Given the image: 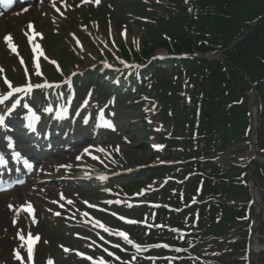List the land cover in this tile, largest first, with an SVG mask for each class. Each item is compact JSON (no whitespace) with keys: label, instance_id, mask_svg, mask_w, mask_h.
<instances>
[{"label":"rangeland","instance_id":"374dc122","mask_svg":"<svg viewBox=\"0 0 264 264\" xmlns=\"http://www.w3.org/2000/svg\"><path fill=\"white\" fill-rule=\"evenodd\" d=\"M130 1L137 2L136 0H100V3H97L96 0H39L27 7L18 6V8L0 15V68L4 69L3 73H0V79L6 78L8 82L6 89H9V84L12 88H24L31 85L30 93L12 94L3 104H0V117L4 119L22 118V115L25 114L23 103H28L33 107L34 114L41 117L40 122L36 125L38 132H41L42 128L52 127L54 131H59L60 134L57 143L52 147L54 149L52 152L56 155L45 158V161L37 166L36 173L30 177L26 186L0 195V264H21L19 262L26 264L25 242L19 239L18 234L24 237L28 234L33 237H40V240L33 246L32 261L34 264H48V261L52 262V260L54 264H70L71 259L74 258V252L85 249V242H78L77 244L75 241V234L82 233L78 217L84 216V202L94 204V201H97L94 196L99 191L93 188L91 193L88 186L93 187L100 180L89 179L91 181L88 180L86 186L84 183L74 184L75 190L67 192L64 187L69 185L62 183L63 186L59 187L57 181L68 171L57 166L62 163L67 166L76 164V157L80 156L76 154L81 148V146H76L79 144H76V147H70L73 149L69 154H65L64 149L58 147V142L65 139L72 142L84 140L87 137L85 133L89 126V134L93 131L92 140L89 143L93 141V144L88 145V154L96 162L109 164L110 167L105 179L112 181L105 190L108 192L100 196L101 205L96 206L93 210V213L99 215V222L105 227L122 226V224L135 226L132 229L125 228L121 232L133 241L142 238L143 247L147 248V251H151V248H155L157 245L168 243V235L183 234L178 228L169 226V222L166 220L168 215V211L165 209L166 205L154 204L152 201L148 202L142 199L144 195L160 190L161 186L167 182V180L164 181L165 176L161 170L162 162L175 163L172 148L166 150L167 145L165 144L171 135L170 131L178 123L174 119L175 110L172 108L170 93L161 81L155 80L147 83L144 87L145 105L137 101H135L136 103H127L126 100L131 99L136 91L121 94L122 90L126 91L128 85L133 86V83L137 82L131 90L134 87L135 90L139 89L142 85V79H131L127 74L131 67L119 68L116 57L120 48L124 46L141 48V52L145 40L155 39L154 37L150 38V31L145 33L143 30L148 31L153 25L160 27L155 25L157 19H161L162 22L171 21L165 16L158 18L153 17L152 14L154 12L157 15L162 13L165 15L166 13L168 15L173 14L175 4L167 3L170 0H138L137 3H129ZM127 3L129 4L126 5ZM248 7L263 9L264 0H251ZM30 24L39 34L34 37L31 44L29 37L33 33L28 28ZM9 35L13 38L12 43L16 47V53H12L4 41V38ZM34 45H39L44 54L39 57L40 75L36 74L37 54L33 52ZM154 54L165 56L166 53L157 50ZM104 57H111L112 62ZM21 60L24 62L23 65L20 63ZM54 68L60 69V73H62L60 78L67 75L69 77L63 83L54 82L55 85L50 83V78L57 80V75L53 71ZM106 68L115 70L116 73L110 72V75L106 76ZM146 68L147 73L152 72L150 70L152 68L149 66H143L141 69ZM174 76L175 73L170 70L157 74L160 79L168 78L169 90L177 95L178 80ZM77 77L79 80L75 82ZM111 78L118 80V85L114 84L115 89L112 88L113 86L110 88L105 84V81L109 82ZM100 81H104V83L98 88L97 94L98 96H114L111 99L113 108L110 102L101 105L99 98L93 99L94 92L89 89L91 99L87 109L92 114L90 119L92 125H88L90 114L87 113L85 106L82 108L84 105L82 102L86 96H89L88 85ZM36 83H41V86H35ZM120 83L122 84L120 85ZM73 86L76 99L70 107V103H65L64 99L67 93L64 89ZM56 88H60L63 94L57 95L55 93ZM7 92L0 84V97L6 96ZM261 94L264 96V89ZM259 97L257 98L258 101H260ZM16 101H19V104L13 109ZM243 110L244 107H240L237 110L239 115L231 121L233 127L237 126L240 130L243 124L241 119L245 120L242 114ZM146 122L150 123L151 126L146 127L143 132L145 140L137 127L142 128L144 123L147 124ZM230 129L227 126L224 130L227 132ZM261 129L263 133L264 123ZM180 132H182L181 135L185 136L187 127ZM240 133L243 134V131L241 130ZM12 136L16 142L21 140L18 131L13 132ZM244 137L243 135L242 140ZM50 140L52 145L55 138H50ZM0 141H2V135H0ZM157 142L159 143L157 144ZM145 143L150 146V150H144ZM246 143L248 142L239 143L236 150L228 146L226 152L233 154L234 158L238 155L247 157L251 151L249 143ZM153 144L154 150H152ZM149 152L154 154L148 155ZM160 154L164 157H161ZM148 156L151 157L152 162H148ZM260 156L264 158V149L261 150ZM230 160L231 157H228L227 160L221 161L219 164L229 167L231 165ZM82 162L85 163L84 159L81 160ZM138 173H144L146 179L133 180L132 177ZM259 173V183L264 186V171ZM77 174L79 173L74 172L73 176L76 175L77 177ZM140 177L141 175H137L135 178L139 179ZM64 179H69V177L66 175ZM62 189L67 194L74 195V200L77 203L71 207L65 204V201L70 200L64 192L60 191ZM176 192L181 194V190H176ZM238 197L242 204L246 196L241 194ZM57 198L62 199L57 202L65 205L67 216H69L68 212L70 211L76 215L74 221L55 224L54 213L58 212L59 208L54 205L55 202L49 200L56 201ZM133 198L140 199L135 202L132 201ZM15 199L18 201L14 202ZM27 201L28 205L30 204L36 210L35 223L32 222V218L26 215V211H21ZM139 203L148 210V214H143L137 219L120 215L121 207L127 209L130 206H137ZM229 205L227 204V206ZM251 205L250 207L244 206V209L239 212L242 219H246L247 213H251V211L254 213L255 208ZM216 213H218V209H216ZM130 214L137 216L133 212ZM254 225L253 218V224L251 223L250 228ZM259 229L256 239L262 245L264 244V223ZM109 234L114 235L112 232ZM106 236L95 242V249L85 250L84 260L75 259L72 264H88L89 259L92 260V264H101V261L103 264H141V259L139 260L135 256L134 248L126 246L123 238L105 240ZM233 244L225 245L219 242L216 246L212 245L211 251H207L204 256L208 255L214 258L219 253L227 251L229 253L233 249L238 250L241 246L238 241H233ZM199 245H196L198 250L200 249ZM17 252L21 256L20 261L14 258V253ZM68 257L69 259H67ZM143 257L145 258V256ZM225 257L223 261L220 258L214 259L229 262L230 257ZM260 258L264 264V253L260 255ZM163 259H168V256L163 257Z\"/></svg>","mask_w":264,"mask_h":264},{"label":"trees","instance_id":"16d2710c","mask_svg":"<svg viewBox=\"0 0 264 264\" xmlns=\"http://www.w3.org/2000/svg\"><path fill=\"white\" fill-rule=\"evenodd\" d=\"M248 0H186L183 19L176 16L173 31L178 33L179 25L181 35L177 39L175 48L171 49L165 42L164 47L169 48L173 54L176 52L190 53L192 51L207 53L209 50L222 51V62L205 61L197 59L176 60L173 65L177 67L179 82L187 81L186 87L191 86L190 107L183 105L188 113L194 114V109H199V123L194 117L191 118V128L196 127L198 132L196 158L203 160L210 156L211 152L218 153L217 133L220 124L224 125L227 115L231 114L227 108L237 99L240 90L248 87L245 74L250 77L262 78L264 75V14L258 16L259 12L247 6ZM258 16L256 25L249 27V19L243 18L245 14ZM247 16V17H249ZM180 20L181 22L177 21ZM248 28V29H247ZM246 35L231 49L228 48L239 37ZM190 37L194 38V41ZM142 56L147 57L153 51L147 43H144ZM137 60L138 56L135 55ZM197 123V124H196ZM199 172H202L207 193L212 197L218 195V189L224 192L223 182L215 183L211 180L226 179L228 172H224L216 165L209 162H196ZM194 166H189L191 170ZM213 185V186H212ZM236 190L231 186L230 192ZM236 211L232 214L235 215ZM205 217V215H201ZM200 217V218H201ZM227 212L223 210L220 224L225 225L228 219ZM212 231L217 234L212 219ZM202 224V222H201Z\"/></svg>","mask_w":264,"mask_h":264},{"label":"snow or ice","instance_id":"6c2138e0","mask_svg":"<svg viewBox=\"0 0 264 264\" xmlns=\"http://www.w3.org/2000/svg\"><path fill=\"white\" fill-rule=\"evenodd\" d=\"M97 3H99V0H96ZM29 30L33 33L32 36L29 37V43H33V39L36 35H39L38 33L35 32L33 26L30 24L28 26ZM42 38V37H41ZM12 37L9 35L7 37L4 38V41L7 45V47L10 49V51L12 53H16V47L15 45L12 43ZM33 52L36 53V63H35V69H36V74L40 75L39 72V68H40V64H39V57L43 56V52L40 49L39 45H34L33 47ZM21 65H23V60L20 61ZM52 63H55L54 61H52ZM4 69L0 68V73H3ZM27 74V73H26ZM5 83H8L7 81H5ZM9 88L11 89V92L9 93V95L0 97V104H3L5 100H7L9 98L10 95L15 94V93H19V92H24V93H30L31 91V85L24 87V88H12L11 85L9 84ZM19 104V101H16V103L13 105V109ZM25 107H27V105H25ZM29 112L31 113L32 110L29 109ZM32 118L36 119L34 113L32 114ZM0 124H3V117H0ZM2 159V158H0ZM63 199V197H61ZM69 203H71V201H69ZM11 207V206H10ZM21 211H26L29 213L30 216H33V209L31 207V205H27L26 207L22 208ZM56 215H59V213H56ZM84 215L86 216L87 213H84ZM33 223H35V219L33 216ZM129 223H135L134 221H128ZM105 231H108V229L105 228ZM119 236H121L124 240H128V237L124 234V233H117ZM19 239H21L22 241H24L25 243H27L28 248H27V252H28V256H27V260L31 261L32 260V253H33V246L35 243H37L40 240L39 236H35L33 237L31 234L28 235L27 239L25 240V237L18 234ZM129 243H131L130 241H128ZM45 243H47V241H45ZM23 246V245H22ZM65 251H68L67 249H65ZM109 255H112L111 253H109ZM14 258L18 261L21 260V256L19 255V253H14ZM51 264V262H50ZM101 264H103V261H101Z\"/></svg>","mask_w":264,"mask_h":264},{"label":"bare ground","instance_id":"6f19581e","mask_svg":"<svg viewBox=\"0 0 264 264\" xmlns=\"http://www.w3.org/2000/svg\"><path fill=\"white\" fill-rule=\"evenodd\" d=\"M253 113H254V111H253ZM251 195H252V200H253L252 207L255 208L256 216L261 218V216L262 217L264 216V211H263V207H262L261 196L258 193L255 186H252ZM15 201H16V199H15ZM263 251H264V245L261 246L259 244L258 240L253 241L251 243L249 249H248L249 258H250L251 263L255 264L256 255L263 252Z\"/></svg>","mask_w":264,"mask_h":264}]
</instances>
